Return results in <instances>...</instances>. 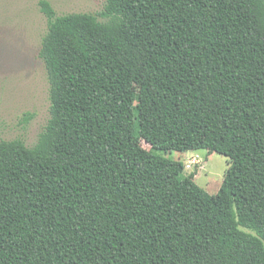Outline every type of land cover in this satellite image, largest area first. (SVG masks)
Instances as JSON below:
<instances>
[{
  "label": "trees",
  "instance_id": "16d2710c",
  "mask_svg": "<svg viewBox=\"0 0 264 264\" xmlns=\"http://www.w3.org/2000/svg\"><path fill=\"white\" fill-rule=\"evenodd\" d=\"M40 8L51 118L0 142V264H264V0ZM200 139L230 191L154 153Z\"/></svg>",
  "mask_w": 264,
  "mask_h": 264
},
{
  "label": "rangeland",
  "instance_id": "374dc122",
  "mask_svg": "<svg viewBox=\"0 0 264 264\" xmlns=\"http://www.w3.org/2000/svg\"><path fill=\"white\" fill-rule=\"evenodd\" d=\"M42 0H0V142L21 140L28 147L38 143L51 118L50 83L44 62L39 56L48 32V18L41 11ZM58 16L91 14L100 21L107 0H47ZM135 91L139 86L134 85ZM141 146H151L134 133ZM185 147L181 152L155 154L181 161V177L195 175V181L210 194L230 191L226 172L230 166L224 155L210 154L202 148ZM246 232L247 229L242 228Z\"/></svg>",
  "mask_w": 264,
  "mask_h": 264
}]
</instances>
